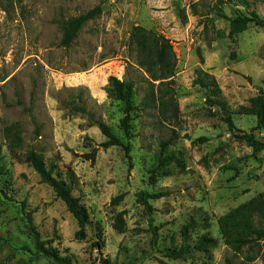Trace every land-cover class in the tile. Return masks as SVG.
Wrapping results in <instances>:
<instances>
[{"label":"rangeland","instance_id":"1","mask_svg":"<svg viewBox=\"0 0 264 264\" xmlns=\"http://www.w3.org/2000/svg\"><path fill=\"white\" fill-rule=\"evenodd\" d=\"M97 7L63 47L62 22ZM257 20L264 0H0V264H55L37 254L38 241L71 264H264L255 234L264 228ZM135 26L171 41L173 78L153 81L135 64ZM202 73L217 86L199 84ZM110 77L135 83L129 134ZM79 97L130 146L131 160L71 112ZM12 127L22 138L15 155ZM30 149L80 200L87 223L25 161Z\"/></svg>","mask_w":264,"mask_h":264},{"label":"trees","instance_id":"2","mask_svg":"<svg viewBox=\"0 0 264 264\" xmlns=\"http://www.w3.org/2000/svg\"><path fill=\"white\" fill-rule=\"evenodd\" d=\"M101 13L100 7L88 11L77 17H72L62 22V40L61 45L69 48L79 35V32L90 20L95 19ZM258 24L264 26V22L257 20ZM129 47L135 55V64L141 68L153 81H164L171 79L175 75L177 59L171 41L163 35L157 34L154 31H149L141 26L133 27L130 38ZM202 77L198 80L199 84L204 86H217L214 78H210L206 73H202ZM110 93L118 100H121L125 105V117L122 120L123 130L129 134L131 130V113L135 110L133 104V97L135 95V83L132 80L121 81L115 77H110L109 80ZM80 103L76 101L71 102V112L81 113L88 117L90 124L97 126L102 134L107 138L101 146L108 148L111 146L123 147L126 157L131 160L130 146L125 145L111 130L103 120L96 119L91 112L82 105V98L79 97ZM177 108V107H176ZM258 123L264 128V104L258 105ZM5 136L9 142V150L12 155L16 154V149L21 147L22 138L18 130L14 127L5 130ZM242 138L248 140L254 149H258L260 144L256 141L254 136L247 135ZM93 153V157L96 154ZM25 161L33 167L38 173L41 180L49 185L55 192L56 196L60 198L68 207L71 214L84 225L89 220V215L86 208L81 204L80 200L74 197L68 185L58 179L53 170L46 166L43 157L34 149H30L25 153ZM1 175V169H0ZM164 196L162 193L152 195L153 198H160ZM239 226L244 229H252L248 223H239ZM259 240H264V228L255 231ZM83 233H78L77 237H83ZM37 254L51 259L55 264H71L67 258L60 257L52 249H49L38 241ZM188 253L186 248H182L178 252H172L167 255L170 258H180L183 254ZM160 264H169L163 260H159ZM230 264V263H229Z\"/></svg>","mask_w":264,"mask_h":264}]
</instances>
